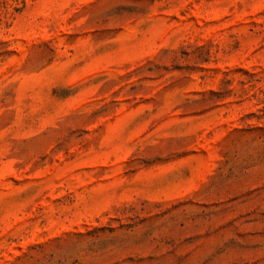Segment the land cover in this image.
<instances>
[{
  "label": "rangeland",
  "instance_id": "1",
  "mask_svg": "<svg viewBox=\"0 0 264 264\" xmlns=\"http://www.w3.org/2000/svg\"><path fill=\"white\" fill-rule=\"evenodd\" d=\"M0 264H264V0H0Z\"/></svg>",
  "mask_w": 264,
  "mask_h": 264
}]
</instances>
